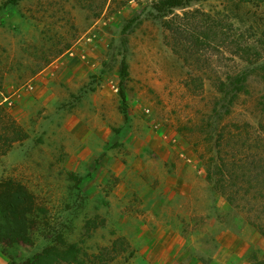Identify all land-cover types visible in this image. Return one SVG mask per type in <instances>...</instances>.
Instances as JSON below:
<instances>
[{
    "label": "rangeland",
    "instance_id": "obj_1",
    "mask_svg": "<svg viewBox=\"0 0 264 264\" xmlns=\"http://www.w3.org/2000/svg\"><path fill=\"white\" fill-rule=\"evenodd\" d=\"M160 2L0 0V108L26 131L0 181L41 208L0 264L60 236L115 243L111 264H264V0L219 15L193 57L166 23L223 1Z\"/></svg>",
    "mask_w": 264,
    "mask_h": 264
},
{
    "label": "trees",
    "instance_id": "obj_2",
    "mask_svg": "<svg viewBox=\"0 0 264 264\" xmlns=\"http://www.w3.org/2000/svg\"><path fill=\"white\" fill-rule=\"evenodd\" d=\"M192 0H161L156 5L160 12L169 11L174 13L175 8L188 7ZM224 10H218L215 14L205 11L195 10L186 12L180 16L187 20L200 19L203 24L191 26L185 23H166V28L173 33L179 42L173 44V48L178 50L181 45V34L190 35L193 42L187 44L186 52L191 53V57L205 53L212 47L210 32L213 27H218L219 15L232 11H239L242 6L254 4L253 0H222ZM251 12V9H248ZM183 35V36H184ZM264 35V34H262ZM183 41V40H182ZM182 46V45H181ZM232 79V77H231ZM234 80H231V84ZM226 84L222 83L221 92H226ZM239 89V88H238ZM237 89V90H238ZM236 93L233 92V96ZM26 136V131L17 120L14 119L3 108H0V155L6 154L14 143ZM40 206L37 203L35 194L21 181L8 178L0 181V244L9 245L24 242L32 243L30 235V224L32 217L39 214ZM116 244L104 246L98 252H90L78 242H68L62 236L57 243L45 247L33 258L23 261L21 264H111L118 255Z\"/></svg>",
    "mask_w": 264,
    "mask_h": 264
}]
</instances>
